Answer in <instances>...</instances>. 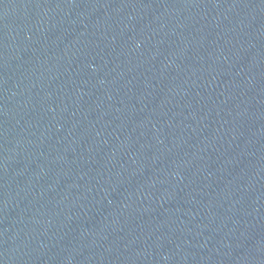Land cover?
<instances>
[{"label":"water","instance_id":"water-1","mask_svg":"<svg viewBox=\"0 0 264 264\" xmlns=\"http://www.w3.org/2000/svg\"><path fill=\"white\" fill-rule=\"evenodd\" d=\"M0 264H264V0H0Z\"/></svg>","mask_w":264,"mask_h":264}]
</instances>
